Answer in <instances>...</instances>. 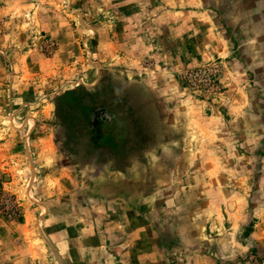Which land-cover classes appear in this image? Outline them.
<instances>
[{"label": "rangeland", "instance_id": "1", "mask_svg": "<svg viewBox=\"0 0 264 264\" xmlns=\"http://www.w3.org/2000/svg\"><path fill=\"white\" fill-rule=\"evenodd\" d=\"M169 2L0 0V264H264V2Z\"/></svg>", "mask_w": 264, "mask_h": 264}, {"label": "crops", "instance_id": "2", "mask_svg": "<svg viewBox=\"0 0 264 264\" xmlns=\"http://www.w3.org/2000/svg\"><path fill=\"white\" fill-rule=\"evenodd\" d=\"M171 2H183L186 8H192L191 11H189L188 9H185L184 11L185 19H189L188 22H190L192 25L190 34H187L185 37L198 35V37L200 38H204L205 36L208 38H212V40H215V43H201V45L199 46L201 48V58H203L202 54H204V57L212 56V54L220 55L222 52H224L225 54V51H223L224 36L221 27L216 22H214L210 15L203 9L201 0H170L169 5H171ZM260 2H264V0H260ZM198 9L200 10L198 11ZM178 14L179 13L177 11H173L172 15L168 16L170 19L169 23H172L173 21L176 22ZM213 30L216 31L215 34L213 33ZM214 44L217 45V48L213 46ZM218 47L220 48V50L218 49ZM259 50L262 51L263 48H260ZM250 71H254V67H250ZM47 161L51 163L52 160L46 158V162ZM44 180L48 181L47 178Z\"/></svg>", "mask_w": 264, "mask_h": 264}]
</instances>
